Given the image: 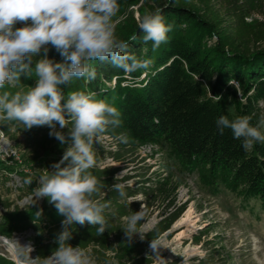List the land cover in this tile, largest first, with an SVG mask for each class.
Listing matches in <instances>:
<instances>
[{
    "label": "trees",
    "instance_id": "16d2710c",
    "mask_svg": "<svg viewBox=\"0 0 264 264\" xmlns=\"http://www.w3.org/2000/svg\"><path fill=\"white\" fill-rule=\"evenodd\" d=\"M120 11L113 18L116 35L129 42L128 51L140 60H150V67L130 75L108 62H94L95 79H77L63 87L69 92L94 93V98L115 106L122 124L101 137H108L117 150L106 151L98 140L94 143L95 166L91 173L104 185L100 201H110L104 215L110 225L102 235L88 224L69 225L73 247L80 246L95 257L97 264H156L149 253L152 239L168 234L180 220L187 205H179L177 194L187 176H196L200 184L214 194L228 191L246 207L264 209V143L257 142L245 151L242 140L234 139L230 129L221 135L216 121L221 116L234 119L250 116L255 126L264 102V0H118ZM149 11L162 10L165 23L172 25L167 42L153 49L143 43L140 18ZM21 27V24H17ZM136 36V40L131 38ZM43 53H41V56ZM48 58L62 62L50 47ZM35 78L21 77L14 85L0 91L26 92L35 86ZM6 136L25 137L24 154L29 165H43L46 174L55 169L68 143L61 144L47 126L24 129L18 123L0 124ZM70 127V125H69ZM67 135V129L63 130ZM127 137L121 142L119 137ZM100 137V138H101ZM152 146L164 150L165 172H147L119 176L124 166L100 165L109 156L116 163L131 162L141 148ZM0 165L1 162H0ZM8 169V168H6ZM9 171H12L9 169ZM135 184L129 181L137 179ZM124 185L126 197L111 189ZM33 187V186H32ZM143 198V201L139 200ZM254 201V203H252ZM144 205L147 215L139 230L157 211L161 220L143 239L125 236L123 217ZM11 203L0 196V236L12 238L30 229L40 233L35 242V257L49 256L58 247L55 242L63 230V216L45 197L41 204L10 210ZM201 237L195 239L201 242ZM216 252V251H215ZM208 258L188 264H212ZM0 264H16L0 255ZM165 264H183L181 258Z\"/></svg>",
    "mask_w": 264,
    "mask_h": 264
},
{
    "label": "clouds",
    "instance_id": "9594fccd",
    "mask_svg": "<svg viewBox=\"0 0 264 264\" xmlns=\"http://www.w3.org/2000/svg\"><path fill=\"white\" fill-rule=\"evenodd\" d=\"M119 11L118 0H0V90L19 82L22 76L36 81L26 92L0 91V124L18 123L29 130L47 126L50 136L69 145L53 165L55 170L42 175L39 186L33 189L32 204L34 198L46 197L64 217L63 230L55 240L58 247L49 256L32 258V246L18 243V264H97L90 252L68 243L72 239L68 226L87 222L98 236L110 227L104 215L110 201L97 199L104 185L90 169L96 164L94 143L121 126V113L106 101L95 99L94 93L73 91L65 96L61 86L77 79H95L94 62H108L129 75L150 67V60L138 59L128 51L129 42L116 35L113 18ZM161 13L157 8L139 21L142 42L151 41L153 49L167 42L172 30ZM50 47L60 54L62 62L48 58ZM251 119L247 115L234 119L221 116L216 124L221 135L230 129L234 139L242 140L243 149L251 151L257 142L264 143V114L255 126ZM119 139L127 142L123 135ZM111 189L120 198L127 195L122 184L115 183ZM146 215L141 204L139 211L123 217L129 242L137 234L144 238L138 225ZM150 248L157 254L159 240L152 239Z\"/></svg>",
    "mask_w": 264,
    "mask_h": 264
},
{
    "label": "rangeland",
    "instance_id": "374dc122",
    "mask_svg": "<svg viewBox=\"0 0 264 264\" xmlns=\"http://www.w3.org/2000/svg\"><path fill=\"white\" fill-rule=\"evenodd\" d=\"M137 10H134L135 16L140 18ZM261 108L264 114V102L261 103ZM16 136L18 140L8 138L14 142L13 150L17 152V156L12 155L9 158L5 155L6 162H3L0 154V196L3 201L11 203L10 210L17 207L23 210L40 204L41 198H34L35 203L32 204L33 189L39 186V178L46 174V169L43 165L28 164L23 156L25 137L21 133ZM99 141L106 151L117 150L112 139L101 137ZM167 156L164 150L146 146L128 157L134 162L121 165L105 155L100 165L124 166L120 176H142L146 172L149 176L153 172H165ZM137 180L138 178L131 180L129 184L133 185ZM177 196L178 204L187 205V210L171 231L159 239L158 253L149 248L156 264H165L178 258H181L183 264H188L195 259L208 258L215 251L216 258L212 264H264L263 208L259 205L254 208L246 207L239 198L225 190L214 194L203 187L196 176H187ZM139 200L143 201V198L139 197ZM161 217L162 213L156 211L140 232L145 236ZM38 236V231L30 229L6 239L12 242L20 239V245H31L34 250L30 255L35 258V242ZM138 237L141 239L139 234ZM197 237L202 238L199 244L195 241ZM0 255L14 260L9 250L1 245Z\"/></svg>",
    "mask_w": 264,
    "mask_h": 264
},
{
    "label": "built area",
    "instance_id": "2783aa9c",
    "mask_svg": "<svg viewBox=\"0 0 264 264\" xmlns=\"http://www.w3.org/2000/svg\"><path fill=\"white\" fill-rule=\"evenodd\" d=\"M13 147H14V142L9 140L8 136H6L2 126L0 125V154L3 157L2 158L3 162H6L4 158L5 155H7L9 158H11L12 155L17 156V152L13 150ZM42 201L43 198H41L40 204L42 203ZM6 211H7L6 209L0 208V217Z\"/></svg>",
    "mask_w": 264,
    "mask_h": 264
},
{
    "label": "bare ground",
    "instance_id": "6f19581e",
    "mask_svg": "<svg viewBox=\"0 0 264 264\" xmlns=\"http://www.w3.org/2000/svg\"><path fill=\"white\" fill-rule=\"evenodd\" d=\"M189 213H190V211L187 212V215H189ZM19 241H21V240L17 239L14 242H12V241L7 240L6 237L4 238L3 236H0V245L7 248L9 250V252L12 254L13 259L17 260V261H18V258L15 255V249H16V246L18 245Z\"/></svg>",
    "mask_w": 264,
    "mask_h": 264
},
{
    "label": "water",
    "instance_id": "95a60500",
    "mask_svg": "<svg viewBox=\"0 0 264 264\" xmlns=\"http://www.w3.org/2000/svg\"><path fill=\"white\" fill-rule=\"evenodd\" d=\"M4 237V236H3ZM14 262H16V264H18V261L17 260H13Z\"/></svg>",
    "mask_w": 264,
    "mask_h": 264
}]
</instances>
